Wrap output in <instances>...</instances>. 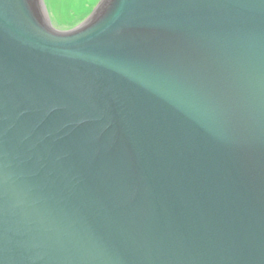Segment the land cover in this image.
Instances as JSON below:
<instances>
[{"label":"water","instance_id":"water-1","mask_svg":"<svg viewBox=\"0 0 264 264\" xmlns=\"http://www.w3.org/2000/svg\"><path fill=\"white\" fill-rule=\"evenodd\" d=\"M0 264H264V0H0Z\"/></svg>","mask_w":264,"mask_h":264},{"label":"rangeland","instance_id":"rangeland-1","mask_svg":"<svg viewBox=\"0 0 264 264\" xmlns=\"http://www.w3.org/2000/svg\"><path fill=\"white\" fill-rule=\"evenodd\" d=\"M58 1L60 3L55 4L54 0H43L49 19L54 28L70 30L84 22L100 0H80L83 2L80 5L75 1V3H69L66 8H64L66 0L62 1L63 4H61V0Z\"/></svg>","mask_w":264,"mask_h":264},{"label":"bare ground","instance_id":"bare-ground-1","mask_svg":"<svg viewBox=\"0 0 264 264\" xmlns=\"http://www.w3.org/2000/svg\"><path fill=\"white\" fill-rule=\"evenodd\" d=\"M62 1L65 2L64 0H61V4H63ZM67 1H68V2H67ZM70 1H71V2H70ZM75 1L78 2V5H80L81 3H83V2H81L80 0H66V3H64V4H65L64 8H66V7L68 6L69 3H72V2L75 3ZM58 2H59L58 0H54V3H55V4L58 3ZM59 3H60V2H59ZM61 4H60V8H61Z\"/></svg>","mask_w":264,"mask_h":264}]
</instances>
